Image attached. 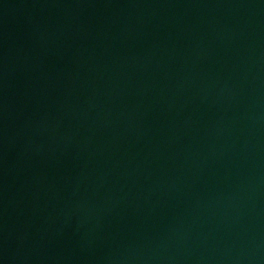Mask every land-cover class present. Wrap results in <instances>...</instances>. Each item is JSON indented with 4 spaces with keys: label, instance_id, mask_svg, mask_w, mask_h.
Wrapping results in <instances>:
<instances>
[{
    "label": "water",
    "instance_id": "water-1",
    "mask_svg": "<svg viewBox=\"0 0 264 264\" xmlns=\"http://www.w3.org/2000/svg\"><path fill=\"white\" fill-rule=\"evenodd\" d=\"M31 264H264V0H170Z\"/></svg>",
    "mask_w": 264,
    "mask_h": 264
}]
</instances>
